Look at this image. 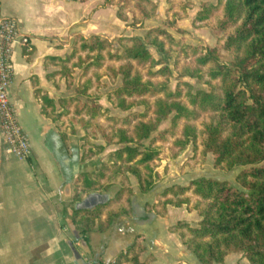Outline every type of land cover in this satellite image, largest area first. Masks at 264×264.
<instances>
[{
	"label": "trees",
	"instance_id": "1",
	"mask_svg": "<svg viewBox=\"0 0 264 264\" xmlns=\"http://www.w3.org/2000/svg\"><path fill=\"white\" fill-rule=\"evenodd\" d=\"M108 1L111 5V0ZM114 4L119 20L127 21V12L131 10V25L156 15L154 0H116ZM218 9L220 15L211 20ZM195 22L199 27H206L216 42L206 47L183 44L182 49L191 50L196 65L184 67L179 76L196 78L206 88L193 90L190 83L183 81L171 89V70L166 61L172 49L165 48L164 39L176 45L180 41L174 40L160 27L149 28L142 37L118 38L119 46L114 50L106 38L76 34L71 41L70 52L62 57L46 58V67L48 64L55 67L46 74V78L57 87V79L68 80L76 68L82 69V76L94 70L98 82L104 75L111 83L119 79L120 83L107 94V99L114 106L127 109L132 106V102H126L127 99H139L145 110L152 109L153 120L136 124L132 136L122 128L110 134L98 125L109 143L121 145L98 171L100 178L104 177L107 165L134 162L129 169L135 175L140 191L147 193L153 187L149 163L158 154L152 144L155 141L166 142L169 138H175L174 144L182 151L190 143L195 146L196 139L200 137L201 152L213 156L214 168L231 170L242 166L235 176L236 185L227 180L202 176L185 185L165 187L155 202L146 204L145 208H154L158 215L164 216L170 206L191 204L189 209L195 210L199 216L196 224L179 221L170 225L168 231L179 236L181 244L200 264L222 263L230 253H240L248 264H264V0L204 2L194 18ZM148 47L155 48L159 57L155 58ZM223 52L231 55L229 63L220 61ZM144 64L148 66L150 77L163 79L153 81L145 78L136 67ZM101 68L104 71L97 72ZM83 83V88H77L78 94L86 93L91 80L88 78ZM36 92L45 117L59 119L73 101H76L74 117L78 116L86 126L90 125V120H85L84 116L95 118L102 114L96 93L86 96L88 102H79L76 97L56 101L46 92ZM147 98H152V103ZM56 102L62 108L60 112L55 110ZM201 112H209L210 117L202 120L198 129L192 123ZM167 119L169 125L150 138L157 125ZM123 121H128V118ZM60 136L63 140V134ZM113 136H116L115 141ZM148 138L149 144L140 149L139 143ZM86 157L82 155L80 160ZM138 165L143 166L147 176L142 175ZM82 177L86 194L106 193L108 185L100 187L95 180H89L85 175ZM122 191L119 190L105 204L74 210L72 221L82 235L95 226L104 230L114 218L133 213L129 195L124 202L111 208L120 200ZM80 200L81 195L77 191L73 203ZM143 251L137 237L112 264H145L146 261L141 260Z\"/></svg>",
	"mask_w": 264,
	"mask_h": 264
},
{
	"label": "crops",
	"instance_id": "2",
	"mask_svg": "<svg viewBox=\"0 0 264 264\" xmlns=\"http://www.w3.org/2000/svg\"><path fill=\"white\" fill-rule=\"evenodd\" d=\"M94 1L0 0V15L17 18L29 39L13 51L9 91L18 123L30 141L29 156L15 157L0 123V264H76L72 248L86 264L90 259L112 264L137 237L154 264H193L192 255L167 229L168 217L173 218L178 208L170 207L164 217L147 210L145 205L154 200L152 192L140 193L132 215L115 218L104 230L95 226L82 235L72 221L70 182L88 176V164L68 154L60 134L42 114L36 91L56 97L57 90L46 78L55 69L46 67L48 56H64L75 34L106 37L112 23L116 25L115 7L96 6ZM105 11L112 18L103 17ZM65 154L68 164L60 160Z\"/></svg>",
	"mask_w": 264,
	"mask_h": 264
},
{
	"label": "rangeland",
	"instance_id": "3",
	"mask_svg": "<svg viewBox=\"0 0 264 264\" xmlns=\"http://www.w3.org/2000/svg\"><path fill=\"white\" fill-rule=\"evenodd\" d=\"M110 2H112L111 5H113L116 10V6L114 4L116 0H111ZM154 2L156 4L155 16L142 20V23L131 25L130 23L132 21V17L131 10H129L126 15L127 21L118 19L116 25L112 23L113 28H111L112 30H109L107 33L108 35H106V37H100L109 40L112 43V49L114 50L119 46L117 41L118 38L128 36L142 37L149 28H164L174 40L180 41V43L176 45L167 39H164L165 48L170 47L172 49L170 57L166 61L169 69L171 70V74L169 75V85L171 89L173 90L179 82L183 81L190 83L193 87V90L206 88V85L203 82L198 81L196 78L189 76H179L184 67L189 66L193 68L196 65L194 62V57L191 55V50L182 49V45L192 44L206 47L213 46L215 44L216 39L210 34L208 29L206 27L197 26L198 23H194V18L197 12L201 9V6L204 2L217 4V0H154ZM108 3V0L94 1L96 6L100 5L101 7L109 5ZM105 12L106 14L103 15V17L106 19L109 17L112 18V15L110 16L108 11ZM220 13L221 11L219 9L216 10L212 15L211 20H214L220 15ZM127 26H129V28H127ZM70 48L71 42L67 53L70 52ZM148 49L155 58L159 57V54L156 52L155 48L148 47ZM231 59L232 58L229 53L223 52L220 61L223 63H229ZM136 67L144 74L145 78H151L153 81H160L163 79L162 77H150L147 73L148 66L145 64L142 66L137 65ZM103 71L104 68L97 70V72L101 73ZM82 73V69L76 68L72 70L71 76L68 80L65 78L57 79V87L53 85L57 90L54 94L56 96L54 99L57 101L59 98L68 99L70 97H76L79 102H88L86 96L96 93L99 96L97 102L102 106V114L95 118L84 116L85 120H90V125L86 126L83 124V122L79 121L78 116L74 117L73 112L76 101H73L70 103V105H68L67 109H65L66 112L59 119H53L51 117L46 118L52 123L59 134H63L64 141H62L65 143L68 154L71 157L79 156V158H81L82 155L87 156L83 161L81 160V162H86L88 164V176L85 175L87 179L95 180L97 185L100 187L108 185L106 193L110 194V198H113L119 190H123L120 195V200L117 201L111 208H115L121 204V202H124L127 195H129V200L133 206L137 196L142 193L139 189L138 181L135 175L129 169V167L134 166V162L127 164L117 162L115 165H107L106 169H104V177L100 178L97 176V173L99 170H101L102 165L107 163L111 154H113V152L121 146L120 144L113 142L109 143L102 135V131L98 125H101L102 128L106 129V132L110 134L115 133V130L118 128H122L126 129L127 134L132 136L136 124L139 122H148L153 120L154 115L152 113V109L150 108L145 110V105L140 103L139 99H127L126 102L128 104L132 102V106L127 109H121L120 107L114 106V104L107 99V94L120 83L119 79L115 83H111L109 78L104 75L98 82L93 74L94 70H89L83 76ZM88 78L91 80L90 87L86 90L85 94H78V86L79 88H83V82ZM147 99L150 103H152V98ZM55 110L56 112H60L62 110L57 102ZM209 117V112H201L198 118L193 121L192 124L200 129V122L202 120L208 119ZM124 118H128V121H123ZM168 125V119L159 123L157 125L156 131L152 133L150 138L154 136L157 131L165 129ZM150 138L142 140L139 143L141 144L139 145V148L144 149V147L149 144ZM113 140H116V136H113ZM174 140L175 138H169L166 142L155 141L152 144V147L158 150V154L149 163L150 167L152 168L153 187L148 192H152L154 194V200L151 203H148L149 205H152L155 202L157 195L161 193L165 187L171 186L173 184L185 185L190 180L202 176L227 180L232 185H236L235 176L243 168L242 166H236L231 170L214 168L213 156L210 153L203 155L201 152L200 137L196 139L195 146L190 143L182 151H180L178 146L174 144ZM99 146H101L102 149H98ZM138 168L140 169L143 176H147V171L142 165H138ZM83 181L84 177L79 175L73 177L72 181L70 182L73 192L71 199V207L73 209L75 204L73 203L75 192H79L81 199L87 195V188H85ZM95 188L96 187H93V189ZM170 207H168L167 213L164 216L168 214ZM190 207L191 204L174 207L178 208V213H176L173 218L172 216L168 217V220L171 221L168 227L179 221L187 222L191 225L196 224V222L199 220V216L195 210L189 209ZM149 211H153L155 214H157L154 211V208ZM131 215L132 214L120 216ZM174 234L177 235L176 233ZM177 237L180 241L178 235ZM139 242L144 247V251L141 254V260L146 261L145 264H154V258L151 254L146 253V247L143 241L139 240ZM184 249L186 248L184 247ZM191 263L200 264L193 255ZM214 264H248V261L240 253H230L225 257L222 263Z\"/></svg>",
	"mask_w": 264,
	"mask_h": 264
},
{
	"label": "built area",
	"instance_id": "4",
	"mask_svg": "<svg viewBox=\"0 0 264 264\" xmlns=\"http://www.w3.org/2000/svg\"><path fill=\"white\" fill-rule=\"evenodd\" d=\"M28 40L17 18L0 15V123L10 153L20 159L29 156L30 141L18 123L16 108L10 100L9 90L13 78L11 58L14 49L26 45ZM87 264L104 263L90 259Z\"/></svg>",
	"mask_w": 264,
	"mask_h": 264
},
{
	"label": "water",
	"instance_id": "5",
	"mask_svg": "<svg viewBox=\"0 0 264 264\" xmlns=\"http://www.w3.org/2000/svg\"><path fill=\"white\" fill-rule=\"evenodd\" d=\"M54 150L56 151V147L54 145ZM60 160L62 163L68 164L69 158L66 157V154L64 157ZM109 193H98V192H91L88 193L86 196H84L80 201L76 202L74 204V210H85V209H92L98 205L105 204L110 199ZM69 215H72V210L69 211ZM69 224L71 226L72 232L75 234V236H78V234L75 231L74 226L72 225L70 218H69ZM76 264H86L83 258H81L80 254L72 248Z\"/></svg>",
	"mask_w": 264,
	"mask_h": 264
}]
</instances>
